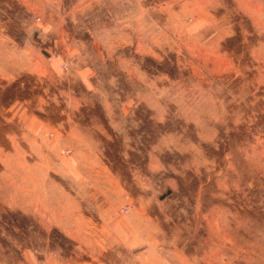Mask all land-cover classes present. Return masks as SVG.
<instances>
[{"label":"rangeland","instance_id":"1","mask_svg":"<svg viewBox=\"0 0 264 264\" xmlns=\"http://www.w3.org/2000/svg\"><path fill=\"white\" fill-rule=\"evenodd\" d=\"M0 264H264V0H0Z\"/></svg>","mask_w":264,"mask_h":264}]
</instances>
